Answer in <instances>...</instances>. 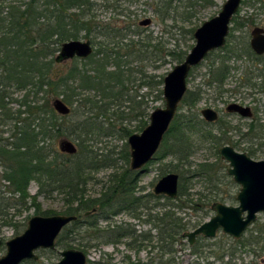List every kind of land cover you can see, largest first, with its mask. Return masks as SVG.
Returning a JSON list of instances; mask_svg holds the SVG:
<instances>
[{
    "label": "trees",
    "instance_id": "1",
    "mask_svg": "<svg viewBox=\"0 0 264 264\" xmlns=\"http://www.w3.org/2000/svg\"><path fill=\"white\" fill-rule=\"evenodd\" d=\"M173 1L168 0L160 7V10L167 12L161 22L165 23L169 18L173 20L170 31L178 27L177 14H171ZM195 1L209 4L213 0H188V7H192ZM254 1L264 7V0ZM35 2L36 0H31L25 9L12 5L7 16L0 15V124L10 126L11 131L10 137L5 138L6 142L0 144V166L3 167L2 179L11 193L18 195L20 202L16 205H28L29 187L32 182H36L39 186L36 194L38 196H50L54 191H58L66 194L69 204L78 202L76 206L70 204L66 211L67 214L77 215L78 218L63 229L57 239V245L86 251L90 247L89 243L81 238L77 243L73 234L82 230H94L91 240L118 243L129 237L133 242H141L151 239L154 241L155 237L160 251L164 254L175 252L176 245L182 244L183 233L200 225V222L191 224L184 221L179 211L193 208L202 211L206 216L211 213L213 202L236 200V195L231 189L223 190L218 186L224 179L228 180L232 187L237 186L227 173L226 167L221 164L223 160L220 155L214 162L195 163L191 160L194 152L208 140L217 149L223 144H231L241 150H247L252 156L256 155L258 148L253 145L241 146L240 141H234L228 136L230 128L225 129L221 135L214 134L212 127L218 122L208 123L198 112L191 111L201 100L202 92L187 91L181 104L186 105L190 111L181 113L179 106V111L159 150L151 160L163 161L173 155L178 161L176 170L180 175L179 193L176 198L156 196L153 192L147 194L152 200H167L165 210L155 212L148 218H152V229L156 231V235L144 232L137 236L134 229L125 227L124 224H110L108 229L103 228L101 222L109 221L121 213L140 218V212L150 208L148 201L144 200L143 187L139 184L143 170L133 171L130 167L123 173L112 174L110 184L99 198L86 200V185L89 179L85 175L100 164L89 142L115 134L116 119H119L116 115H122V120L135 122L132 128L121 127L125 136L142 131L149 123V97L163 98L166 76L163 73L148 74L146 68L151 64L152 67L159 68L169 60L181 63L193 45L184 44L181 47L176 42L172 48L167 46L162 35L154 36L152 33L141 38L140 32H137L140 39H128L124 42L127 33L120 34L114 29L106 31L103 28L108 27L94 22L87 10L90 0H45L42 5ZM180 17L184 18L183 15ZM242 19H239L238 15L234 16L232 30L243 28L247 22L255 23L254 18ZM81 31H85L88 38L97 31L106 37L108 42L105 43L106 38L101 40L92 55L83 59L76 57L69 69L56 71L53 68L54 51L49 47L55 43L61 46L64 41L78 39ZM193 31L194 28L186 29L191 39H194ZM233 36L231 32L228 43L220 49V52H226L220 57L217 68L214 66L215 68L210 70L212 78L208 83L217 84L219 88L225 85L230 75L231 66L228 62L233 56L242 58L245 55L257 63H262L261 56L252 52L248 42L239 41L237 44ZM236 45L241 46L240 50ZM157 62L159 63L156 64ZM9 88L25 92L20 100H10L11 94L7 93ZM144 88L147 91H143ZM56 98H62L70 106L69 114L60 115L56 112L53 107ZM14 102L19 105L16 111H13L11 105ZM124 105H127L128 109L122 112L120 107ZM236 129L243 137L242 129ZM193 134L199 135L198 138L192 139ZM245 135H250L253 139L264 138V124L260 123L259 118L248 124ZM62 136L76 140V154L63 153L54 146V141ZM125 152L126 160L129 161V149ZM194 179L203 180L209 185L208 190L211 189L208 194L200 192L196 200L191 198L189 185ZM36 195L31 205H35ZM157 205L158 203L154 207ZM39 208L37 206V212L40 211ZM92 209L96 211L80 217L82 210L88 212ZM257 224L258 222L252 230H248L249 236L240 239L229 236L232 255H235L237 248L251 247L264 241V229ZM0 244L4 246L6 242L0 238ZM261 250L264 252V247ZM197 252L199 253V250L195 245L192 253ZM212 253L218 258L225 256L224 251ZM29 262L40 264L36 261ZM88 264L102 263L89 259Z\"/></svg>",
    "mask_w": 264,
    "mask_h": 264
},
{
    "label": "rangeland",
    "instance_id": "2",
    "mask_svg": "<svg viewBox=\"0 0 264 264\" xmlns=\"http://www.w3.org/2000/svg\"><path fill=\"white\" fill-rule=\"evenodd\" d=\"M30 1L31 0H0V15L2 17L7 16L10 11V6L12 5L20 6L21 9H25L26 4ZM44 1L45 0H36L35 3L42 5ZM166 1L168 0H91L93 8L89 13L96 22L100 23V25L108 27L103 28V30L106 31L107 29H119L118 32L120 33V28L123 27V24H125V26L130 24V30L127 29L121 31L122 33H127V39H125L124 42L128 41V39H140L137 32L142 34L141 38L153 33L154 36L162 35L164 40L167 42V46L173 48L175 47L176 42L179 43L181 47H183L184 44L194 45L195 39L190 38V33L186 32V29L189 30L194 28L195 30L197 27L202 25L203 22L216 16L221 11L226 0H213L209 4H203L202 1H195L192 7H188V0H174L172 2L173 11H171V14H177L178 27L175 29L173 28L172 31H170L172 29L171 25L173 24V20L171 18L167 19L165 23L161 22V18L165 16L164 14L166 11L160 10V7L164 5ZM180 15H183L184 18H181ZM237 15L239 19L254 18L255 20V23H248L241 29L232 30V26H234V24L231 26V32L234 34L233 40H235L237 44L239 41L249 42L252 29L256 26L264 27V7L261 3H256L254 0H242ZM145 18H152V23L148 26L139 25V22ZM183 27L186 29H183ZM167 30H169V32H166ZM97 31L91 34L89 38L86 37L85 31H81L78 35V39H90L92 41L95 38V44L93 43V45L94 48H96L98 47V43L101 40L104 41L106 38L103 37L101 33H97ZM107 42L108 40L106 38L105 43ZM236 46H238L240 50L241 46ZM60 47L61 46H59L58 43H55L54 45L52 44V47H49L50 50L54 51V54L52 55L55 60L53 68L56 71H65L73 64L74 58L57 61L56 57L59 54ZM190 49L191 48L188 50L190 51ZM225 52H220V50L211 52L199 66L193 68L190 72V76L187 80L188 91L200 90L202 92L201 100L196 104L195 108L191 109V111L198 112L202 118L201 110L203 108L211 107L217 110L221 117L218 123L212 127L213 133L221 135L226 131L225 129L230 128L228 136H231L234 141H240L241 146L247 147L253 145L255 148H258L256 155H251L252 158L256 160L264 159V138L253 139L252 137L250 138V135H245L247 132V126L251 120L243 118L237 114L230 115L225 111L226 106L231 102H238L252 107L254 106L258 110L257 116L260 119V123L264 124V91L261 92L257 89L258 83L262 84L264 80V62L257 63L245 55L242 58L233 56L228 62L229 66H231L230 75L225 81V85L222 88H219L217 87V84H210L208 82L212 78L210 70H213L215 67L217 68L220 57L224 56ZM158 63L159 62L156 64ZM176 64L178 63L170 60L167 63H162L159 68L152 67L151 64L146 68V71L148 74H151L152 72L167 74ZM143 91H147V89L144 88ZM24 92V90L22 91L16 88L7 89V93L11 94L10 100H12L11 98L20 100ZM149 99L151 111L157 107H165L164 98L160 99L159 97L156 98L150 96ZM11 105L13 111H16L19 108L17 102L12 103ZM126 106L127 105L120 107L122 112L128 109ZM180 108L179 112L181 113H188L190 111L186 105L181 104ZM116 116L119 119H116L117 132L115 134L105 135L100 139L91 140L89 142L91 145L90 148L95 152V156L100 164L97 168L91 169L89 173H86L85 175L86 178L89 179L86 185L85 194L87 201L97 199L105 192L107 186L110 184L109 180L112 174L115 172L123 173L128 167H130L131 159L129 161L126 160L125 152L126 149H129L130 151V146L128 145V147H126L129 136L124 135L123 131H121V127L125 126L127 128H132L135 122L122 120L120 118L122 115ZM1 124L0 144H3L6 142L5 138L10 137L11 131L10 126H1ZM237 127L242 129V132L244 133L243 137L240 135V131L236 129ZM140 132L141 131L135 133ZM201 134L202 133H199V135ZM199 135L193 134L192 139L198 138ZM64 138H68L76 143V140L73 137L62 136L57 141H54V146L59 151V142ZM201 146L202 147L191 156V160L195 163L216 161L219 157L218 155H220V147L217 149L209 140L203 142ZM236 149L245 151L241 150L240 147H236ZM245 152H247V150ZM177 163L178 161L173 157V155H169L163 161H151L145 165L142 169L143 171L141 173V181L139 184L143 187L142 194L145 195L144 200L148 201L150 209L143 212L141 211L140 218L126 213H121L109 221L101 222V226L108 229L110 224H124L125 227L134 229L137 236L144 232H150L152 236H155L156 231L152 229V218H148L152 214H155V212L165 210L166 208H164V206L167 204V200L166 198L152 200V198L148 197L147 194L153 192L155 184L162 177V175H164L163 173L175 172L179 174L178 170H176ZM221 164L226 167V170L229 167L225 160H223V163ZM2 174L3 167L0 166V238H2L5 242L14 236L22 234L27 228L28 222L32 216L38 214H67L66 211L68 210L70 204L75 206L78 205V202L69 204L66 200V194L58 191H54L50 196L36 195L39 189L36 182H32L29 187L30 197L27 199L28 205H16L17 202H20L18 201V195H13V193H11L7 183L2 179ZM189 185H191V198L194 200L200 196V192L208 194L211 190H208V188H210L209 185L201 179H194L191 183H189ZM218 186L223 190L230 191L231 189L232 193L234 192L235 195H237L240 189L239 185L232 187L226 179L220 181ZM34 195L37 196L35 205H31ZM221 202L229 205L238 204L237 200H227ZM157 203L158 205L154 207ZM37 206L40 207L39 212H37ZM93 210L94 209L88 212H92ZM43 212H47V214H43ZM85 214H87V212L82 210L80 212V217H84ZM213 214L214 212L211 211L209 215L204 216L202 211H198L193 208H185L179 211V215L184 218V221L191 224L197 222L202 224ZM256 222H258L257 225H260L262 229H264V213H260L258 215ZM192 230L193 228L187 231ZM93 232L94 230H82L77 234L74 233L73 236H75L77 243L81 241V239H83L84 242L89 243L90 247L84 251L88 255V260L90 259L93 262H101L102 264H264V252L261 250V248L264 247V241L251 247L237 248L235 255H232L230 252L232 247L230 245L231 236L222 232H218L217 236L213 238L203 236L204 239L199 240L198 238L201 237L199 236L194 244H190L188 239L184 237V239H182V244L176 245V251L167 254L160 251L155 237H153L154 241L151 239V241L141 242L139 240L133 242L131 238L125 237L118 241V243H114L102 242L99 239L91 240L90 238L92 237L91 235ZM249 233L250 231L245 233L244 236H249ZM107 238L108 236L106 239ZM130 242L133 243L130 244ZM195 245L199 250V253L197 252L193 254L192 249ZM65 248L66 247L63 245H57V248L54 250L40 249L37 251L40 258L36 260V262H39L40 264H56V262L61 259L59 251ZM6 250V245L2 246L0 244V257L6 253ZM218 251L225 252L224 258H218L214 253H212ZM173 260L174 262L172 263ZM29 261L34 260H25L21 264H32Z\"/></svg>",
    "mask_w": 264,
    "mask_h": 264
},
{
    "label": "water",
    "instance_id": "3",
    "mask_svg": "<svg viewBox=\"0 0 264 264\" xmlns=\"http://www.w3.org/2000/svg\"><path fill=\"white\" fill-rule=\"evenodd\" d=\"M242 0H226L218 15L205 21L194 32L196 43L186 55L183 62L176 64L164 78L163 97L165 107H157L150 113L148 125L140 133H133L128 138L130 146V169L142 170L159 150L165 134L169 130L179 104L187 91V78L191 69L198 66L206 55L226 43L230 22L240 7ZM145 19L142 24L150 23ZM251 46L257 54L264 53V28L255 27L252 31ZM93 53L89 40L71 39L61 45L57 61L87 58ZM57 113L67 115L71 108L62 98L53 101ZM229 112H237L243 117H251L249 106L231 103ZM203 117L210 122L216 121L218 112L213 108H204ZM59 149L63 153L76 154L78 146L68 138L61 139ZM221 158L228 162L227 172L240 186L236 196L237 205H229L220 201L212 204L214 214L192 231L184 232L190 244H194L198 236L213 238L218 232L230 235L235 239L243 237L247 229L253 225L260 213H264V159L256 160L246 152H241L231 145L219 148ZM179 190V175L169 172L159 179L154 187L157 195L175 198ZM76 215L53 214L34 215L22 234L6 241V253L0 257V264H21L24 260H38L40 249L57 248V239L63 229ZM61 259L56 264H87L88 255L76 248H65L59 251Z\"/></svg>",
    "mask_w": 264,
    "mask_h": 264
},
{
    "label": "flooded vegetation",
    "instance_id": "4",
    "mask_svg": "<svg viewBox=\"0 0 264 264\" xmlns=\"http://www.w3.org/2000/svg\"><path fill=\"white\" fill-rule=\"evenodd\" d=\"M225 3V2H224ZM241 3H242V1H241ZM241 5V4H240ZM93 8V3L91 2V0H90V4H89V6H88V12H90V10ZM240 8V7H239ZM222 10V9H221ZM238 11H239V9H238ZM238 11H237V13L235 14V15H237L238 14ZM219 14V13H218ZM217 14V15H218ZM235 15H233V17H232V19H231V22H230V29H229V33H228V35H227V37H226V43L223 45V46H221L220 48H217V49H214V50H212V51H210L208 54H210L211 52H213V51H216V50H220L221 48H224L225 47V45L228 43V40H229V37H230V34H231V26H232V24H234V22H233V18H234V16ZM213 18V17H212ZM145 19H147V18H145ZM145 19H143V20H141L140 22H139V25H143V26H148V25H150L151 23H152V18H149V19H151V21H150V23H147V24H142V22L145 20ZM242 20H245V19H242ZM207 21V20H206ZM255 21V20H254ZM94 22L95 23H97V24H100V23H98V22H96L95 20H94ZM204 23V22H203ZM251 23V22H250ZM246 24H248V22L246 23ZM246 24L244 25V27L246 26ZM253 24V23H252ZM123 27H121L120 28V30L121 31H123V30H127V29H129L130 30V24H127V26H125V24H123L122 25ZM201 26V25H200ZM199 26V27H200ZM104 27H107V26H104ZM233 27V26H232ZM256 27H258V26H256ZM259 27H261V26H259ZM198 28V27H197ZM196 28V29H197ZM255 28V27H254ZM253 28V29H254ZM264 28V27H263ZM195 29V30H196ZM253 29H252V31H253ZM195 30H194V32H195ZM118 31H119V29H118ZM120 31V33L121 34H123L122 32ZM252 31H251V37H250V40H249V42H248V44H249V46H250V48H251V50H252V52H254V50L252 49V46H251V38H252ZM193 36H194V33H193ZM194 39H195V37H194ZM68 41V40H67ZM89 41L91 42V44H92V47H93V52H94V45H93V42L89 39ZM65 42V41H64ZM195 43H196V40H195ZM62 45V44H61ZM194 46V45H193ZM192 46V47H193ZM191 47V48H192ZM60 50H61V47H60ZM59 50V51H60ZM191 50V49H190ZM255 53V55L256 56H261V59H262V62H264V53L263 54H257L256 52H254ZM188 54V53H187ZM208 54L206 55V57L208 56ZM92 55V54H91ZM89 57V56H88ZM205 57V58H206ZM204 58V59H205ZM257 60H261V59H258V58H256ZM202 63V62H201ZM200 63V64H201ZM179 64V63H178ZM199 64V65H200ZM198 65V66H199ZM195 67H197V66H194L193 68H195ZM192 68V69H193ZM192 69H191V71H192ZM190 71V72H191ZM189 76H190V73H189ZM189 76H188V78H189ZM188 78H187V80H188ZM257 89L258 90H260L261 92H263L264 91V80H263V82H262V84L261 83H258V85H257ZM187 91H188V86H187ZM187 91H186V93H187ZM185 93V94H186ZM185 96V95H184ZM164 98V97H163ZM184 98V97H183ZM183 100V99H182ZM182 102V101H181ZM231 103H238V102H231ZM231 103H229V104H231ZM181 104V103H180ZM180 104H179V106H180ZM228 104V105H229ZM239 104H241V103H239ZM227 105V106H228ZM241 105H243V104H241ZM227 106H226V109H225V111L227 112V113H229L230 115L231 114H237V115H239V116H241L239 113H237V112H229L228 110H227ZM244 106H249L250 107V109H251V111H252V116L251 117H243V116H241V117H243V118H247V119H250L251 120V122L254 120V119H257L258 118V110H257V108L256 107H252V106H250V105H244ZM206 108H208V107H206ZM211 108V107H210ZM204 109V108H203ZM202 109V110H203ZM202 110H201V115H202ZM215 110V109H214ZM178 111H179V107H178ZM178 111H177V113H178ZM217 111V110H216ZM152 112V111H151ZM218 112V111H217ZM176 113V114H177ZM218 115H219V117H218V119L216 120V121H213V122H210V121H207L204 117H203V115H202V118L206 121V122H208V123H211V124H213V123H216V122H218L219 121V119H220V114H219V112H218ZM176 116V115H175ZM175 118V117H174ZM149 120H150V118H149ZM174 120V119H173ZM251 122H249V123H251ZM172 123V122H171ZM171 125V124H170ZM142 132V131H141ZM133 134V133H132ZM129 138V137H128ZM129 145V144H128ZM223 145H226V144H223ZM223 145H221L220 147H222ZM228 145H231V144H228ZM231 146H233V145H231ZM235 149H236V147L235 146H233ZM238 150V149H237ZM238 151H240V150H238ZM241 152H245V151H241ZM247 153V152H246ZM220 154V153H219ZM249 156H251L249 153H247ZM155 156V155H154ZM221 156V155H220ZM252 157V156H251ZM131 159V158H130ZM228 163V162H227ZM228 169V168H227ZM133 171H137V170H133ZM227 171V170H226ZM169 173V172H168ZM228 173V172H227ZM167 173H165L164 175H162V177L163 176H165ZM178 174V173H177ZM179 175V174H178ZM231 176V175H230ZM161 177V178H162ZM232 177V176H231ZM232 179H233V177H232ZM159 181V180H158ZM235 182V181H234ZM179 183H180V176H179ZM236 183V182H235ZM237 184V183H236ZM156 185V184H155ZM238 185V184H237ZM155 187V186H154ZM240 190V189H239ZM239 192V191H238ZM153 193L156 195V196H166V195H157L155 192H154V189H153ZM178 193H179V190H178ZM238 194V193H237ZM178 196V195H177ZM237 196V195H236ZM166 197H168V196H166ZM169 198H171V197H169ZM176 198V197H175ZM237 200V199H236ZM216 202V201H215ZM221 202V201H220ZM238 202V201H237ZM214 203V202H213ZM224 203V202H223ZM231 205V204H230ZM212 206V205H211ZM212 210V209H211ZM93 211H96V209H94ZM90 212H87V214H89ZM77 216V215H76ZM77 218H78V216H77ZM76 218V219H77ZM75 221V220H74ZM256 223V222H255ZM254 223V224H255ZM254 224L253 225H251L248 229H247V231L245 232V233H247L248 232V230L250 229V230H252L253 228V226H254ZM197 228V227H196ZM195 229V228H194ZM193 229V230H194ZM187 232V231H186ZM184 234V233H183ZM245 235V234H244ZM243 235V236H244ZM184 236V235H183ZM199 237V236H198ZM186 238V237H185ZM235 239V238H234ZM51 250V249H50ZM39 258H40V256H39ZM28 260H32V259H28ZM25 261V260H24ZM34 261H36V260H34ZM263 263H264V260H263Z\"/></svg>",
    "mask_w": 264,
    "mask_h": 264
}]
</instances>
